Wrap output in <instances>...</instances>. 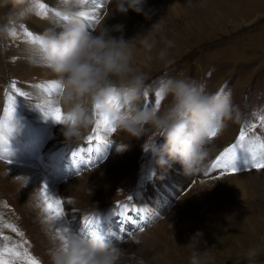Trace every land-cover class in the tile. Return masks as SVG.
<instances>
[{
  "label": "rangeland",
  "instance_id": "374dc122",
  "mask_svg": "<svg viewBox=\"0 0 264 264\" xmlns=\"http://www.w3.org/2000/svg\"><path fill=\"white\" fill-rule=\"evenodd\" d=\"M70 1L71 0H67L65 3L63 0H48V4L49 7L54 6L56 10L61 11L60 8L70 6ZM40 2H44V0H40ZM151 5L152 4L145 3L144 9H148ZM179 7L181 8V6ZM36 11L37 10H35V13L30 18L19 21L13 25V29L17 32L15 37L8 36L0 38V107L2 99L4 100L3 109L2 107L0 108V119H4L3 110L8 103L5 92L10 83L15 80L18 88L31 95V100L26 97L17 98L16 107H18V109L17 112L16 110L14 111L13 115L18 122V126H20L19 121L28 122L31 120L43 129L54 131L56 134H54L49 141L51 144L60 141L65 143L85 142L87 136L91 134V129L95 126L94 117V123L89 126L79 138L66 140L62 132V125L54 123L51 119H45L41 110L36 107L37 102L40 100L33 92V90L36 89L34 85L46 81H40L41 79L38 78L23 80L19 77L18 68H21L22 62L26 60L24 57L17 54L16 51H20V48L23 46H34V44L28 42L27 37L24 35V29L27 28L33 31L34 34L41 35L46 29L42 31L38 30L36 28L37 26L30 22L31 18H36L42 22V20H47L54 16L51 12H49L46 17L42 15L37 16ZM155 11L158 18L163 17L162 10L159 7ZM13 12L14 8L10 2L5 3L4 0H0V24L8 23ZM218 12L221 13L223 17L216 14ZM107 13L114 14V17L122 24L129 22L132 17H138V14L131 10L125 13L117 11L115 0H107V4L102 9L100 17L105 16ZM148 13L149 12H147V14ZM172 15H174L172 21L170 22L169 20V24L164 26L163 29L165 31L161 33L162 35L160 38L154 40L155 43L151 52H146L145 50L140 53L135 52L137 66L148 73V83L153 87H155L163 77L183 76L198 84H203L208 91L213 93H216L221 86H223L226 91H230L232 103L239 110L241 119L239 122H227L226 127L223 128L216 137L210 139V143L213 140L221 141L222 145L217 148L218 152L215 154V156H217L225 147L236 139L245 122L249 125L256 124L257 128L264 130V127H262L264 126V0H205L200 6L187 4L183 10L180 9L177 13H172ZM51 19L53 23H57L59 18L54 16V18ZM102 21L103 19L100 18L99 24L93 23L91 30H95ZM81 22L84 23L85 26L88 23L84 20ZM59 24L60 23H58L57 27L58 30L61 25ZM172 27L173 29H171ZM144 29L142 33L147 30V28ZM139 47L143 48V45L140 44ZM161 53L164 54L163 58H161ZM52 79L55 78L45 80ZM39 91L44 94L42 90ZM44 95V102H46L48 97L46 94ZM60 95L61 93H54L53 99L58 100ZM153 96L154 94H150V97ZM60 106L63 108L62 105ZM248 130L250 134L256 131V129L252 128ZM150 137L158 138L156 133L149 132L144 138L137 139L131 137L130 134L123 129L116 127V131L108 136L112 144L117 142L126 150L128 142H133L134 147L133 160L126 161V164H128L125 170H128L131 175L128 180L124 181L125 187L121 189L114 188V200L106 202L103 205L100 204V206L92 209H89L90 205H86L85 203L77 204V202H75V198L82 197L83 194H90L91 190L88 188L84 189L80 196L77 195L70 200H65L70 202L66 203V208L68 210H77V214L74 213L73 215L74 218L68 216L71 219H75L76 216H79L80 220H83L84 214L81 212L82 208L88 209L86 211L87 213H85V215L88 216L91 214L92 210L111 204L113 206L117 200L123 201L129 195H132L134 199L140 200V203L145 201L144 198H148L147 208L157 212L159 214L158 218H146L148 222L147 225V222L140 224V222L135 219L132 220L135 222V225L129 221H125L123 227L131 233L130 236L119 231L121 223L111 227L110 234H105L124 251V260L122 259L124 263L122 264H158V260L161 261L160 264H190V257L193 251L198 252L202 264H264V252H261L254 262L248 261L243 255V250L247 249L250 244L259 243L264 247V198L246 196L243 203H237L236 205V217L230 219L228 222L221 221L224 218L221 219L220 216H216V213L212 210L208 209L203 211L204 208L200 209L198 213H194L197 216H194L188 209L177 212L178 201L183 192L187 191L186 187L189 190L196 180L212 179V174L210 173L209 176L202 174L197 179H195L196 176H194L193 180L190 179L180 186V188L176 190L177 192L170 191L167 189L166 183L168 181L164 179V174L159 168L153 166L150 154H146L142 149L144 139L147 140ZM40 138L42 140L45 139L43 136ZM53 145H55V143ZM108 151L109 150L101 157H106ZM247 158L248 153L246 151L243 149L237 150V166L242 167ZM30 162L33 163L34 159ZM99 162H101V160ZM211 163L212 161L210 160L202 170L205 172L210 168L209 166H211ZM263 172L264 170L252 169L237 174L243 175V177H248L250 174L256 175V179L259 180V178L264 176ZM217 174H219L220 178L231 176L220 175V170H216V177ZM74 175L75 174H70L64 178L69 179ZM243 177V180L246 179ZM107 179L108 178L105 180ZM127 181L130 185H127ZM192 182L193 184H191ZM255 182L256 180L253 181V183ZM102 186L103 185L99 183L92 185V187L96 189L102 188ZM215 186L219 187L220 185ZM141 194L143 197H140ZM2 202L0 201V203ZM214 204L215 203H213V206ZM196 207H199V204L193 206V208ZM171 212H175V216L177 217L173 224L177 228L179 227V235L182 240V242L179 243L180 247L169 252L167 251L168 253L165 251L163 252L164 254L160 251L158 252L154 247H149L146 252L148 259L144 258L142 253L138 251L136 245L132 242V238L139 232L138 227H136L137 224L143 226L144 231L149 230L155 226V224L157 225L159 221L169 216ZM205 212L208 213L207 216L204 215ZM131 215L135 217L136 213H131ZM79 218L75 221L79 220ZM71 219L68 220L70 223H73L74 221ZM4 224H13L14 226L16 225L18 229H21V223L20 221H16V217L12 214L11 207L7 205L4 207L2 204L0 205V235L8 236L9 240L4 241L0 238V248H2L4 244H8L9 246L15 244L17 246L22 245V249H27L29 242L24 235L18 234L22 232V229L19 231L17 229V232H13L9 228L4 229ZM197 232H201L203 234L202 237L200 240L193 239L191 241V246H189L191 238ZM113 233L125 238L123 240H118L112 235ZM140 240L142 241V239H137L138 242H141ZM27 251L29 252V250ZM17 264H25V262L18 261Z\"/></svg>",
  "mask_w": 264,
  "mask_h": 264
},
{
  "label": "clouds",
  "instance_id": "9594fccd",
  "mask_svg": "<svg viewBox=\"0 0 264 264\" xmlns=\"http://www.w3.org/2000/svg\"><path fill=\"white\" fill-rule=\"evenodd\" d=\"M4 2H10L14 12L8 23L0 24V38L10 36L13 25L30 18L36 10L35 0ZM144 4L145 0H115L116 10L121 13L131 10L141 14ZM60 15L68 19L59 30L48 28L40 35L34 55L38 63L61 81L63 92L58 103L69 117L61 124L65 139L79 138L94 123V109L131 137L139 139L149 132L156 133L158 138L144 139L142 144L154 167L167 170L173 163H179L186 175L199 173L209 155V131L215 129L219 133L227 122L241 119L230 91L218 95L183 76L163 77L153 87L148 83V73L137 66L133 42L137 38L113 37L104 26L89 30L70 7L63 8ZM161 28L156 22L139 36L137 42L146 52H151L154 32ZM145 92L163 97L159 108L143 106ZM116 100L124 105L120 111L113 107L112 101ZM0 121L5 125L0 135L9 140L19 133L14 116ZM7 154L12 155L9 148ZM202 235L195 233L189 246ZM261 252L264 247L253 243L243 250V255L254 262ZM123 256L124 251L101 230L92 233L77 230L67 234L66 245L60 243L53 251L52 264H122ZM190 264H202L198 252L193 251Z\"/></svg>",
  "mask_w": 264,
  "mask_h": 264
},
{
  "label": "bare ground",
  "instance_id": "6f19581e",
  "mask_svg": "<svg viewBox=\"0 0 264 264\" xmlns=\"http://www.w3.org/2000/svg\"><path fill=\"white\" fill-rule=\"evenodd\" d=\"M177 1L145 0L146 4L152 5L148 9L143 8V12L141 14H138V17H132L130 18L129 22H126V24H122L114 17V14L107 13L105 16H103L104 18L100 17L103 19V21L97 28L104 26L105 28L109 29V33L113 37H122L125 40H132L134 38H137V40L133 42L136 43V52L140 53L144 50V48L139 47L140 43L137 42L139 40V36L146 34L153 24L159 22L162 26L161 30L154 32L153 39L155 40L160 38V36L162 35L161 33L165 31L163 28L166 24H169L168 21H172L174 17L172 13H177V11H179L180 9L183 10L187 4L200 6L205 2V0ZM70 3L71 4L69 7L75 13L77 11L91 12L90 4H80L77 2V0H71ZM179 6H181V8ZM158 7L162 10V18H158L156 14L155 10ZM62 9L63 8H60V10ZM147 12L149 13L147 14ZM216 14H219L223 17V15L219 12ZM183 16L185 17L184 14ZM51 18H54V16ZM51 18L42 20V22H40L36 18H31L30 22L37 26L36 28L41 31L53 27L58 30V23H53ZM80 21L83 20L80 19ZM59 23L62 24L63 21H60ZM144 28H147V30L142 33ZM171 29H173V27ZM34 47L35 45L23 46L22 48H20V51H16L17 54L24 57L26 60L22 62L21 68H18L19 77L23 80L38 78L41 79L40 81H48L45 79L50 78L58 79V76L54 74L50 69L36 61L34 55ZM33 92L40 100L37 102V104L39 105L41 103H44L45 95L42 94L39 89H35L33 90ZM6 139L8 141L7 145L0 142V153H2L3 147H8L9 150H11V145H17L19 147L13 137H9V140L6 137ZM48 145L50 147H44L43 150L36 151L37 156L47 162L45 168L39 169V159H34L33 163H31L30 161L22 162L19 160H9L10 163H8L7 160H0V201L4 202L0 203V205L3 204L4 207L6 205L11 207L12 214L16 217L17 222L20 221V227L22 230L18 229L17 227L16 228L18 229V231H22L24 237L29 242L27 250H29V253L33 257L38 259L41 264H52V253L59 247V244L61 243L54 231V224L52 222L46 221L44 219V214L41 211L39 201V187L41 186V184L43 183L47 185L50 194L59 196L64 200H70L72 197L77 195L80 196V194L83 193V190L88 188L89 190H91L90 194H83L82 197L75 198V202H77V204L85 203L86 205H90L89 209H92L100 206V204L103 205L106 202L114 200V188L121 189L125 187L124 181L128 180L131 175L128 170H125L128 164H126V161H132L134 157L133 142H128L126 150L123 149L121 144L116 142L112 144L108 149L109 151L106 153V157H101V162L98 161V163H96V167L92 169L88 168V170L83 171L79 175L75 174L69 179L62 177L57 181L52 179L50 180L45 174L46 168L56 167L55 161L56 155H58L57 153L53 152V146L51 142H49ZM221 145V141L218 140H213L211 143H209V155L204 161L203 168L210 160H214V158L216 157L215 154H217L218 152L217 148H219ZM117 148L121 150L118 151ZM15 150L16 149H14V151ZM15 156L16 155L14 153V156L12 157ZM160 171L165 176V178H163L168 181L166 183L167 189L172 192H177L176 190L179 189L180 186H182L190 179L193 180L194 176H196L195 179H197L200 175L204 174V171L201 170L197 174L186 175L179 163H173L167 170L160 169ZM24 176L28 177V179ZM217 177H219V174H217ZM242 177L243 175L234 174L229 177H221L222 179L220 177L218 179L207 178L203 180H196L194 181V184L192 182V187L189 190L186 187L187 191H184L182 196L180 197V200L178 201L177 212L188 209L194 216H197L195 214L198 213L200 209L204 208L203 211L209 209L214 211L216 213V216H220L221 219L224 218L223 220L220 219L221 221H230V219L236 217L235 212L237 203H243L246 196H254L256 198L258 196L264 198V176L259 178V180L256 179V175L252 174H250V176L248 177H243L246 178L244 180L242 179ZM106 178L108 179L105 180ZM254 180H256L255 183H253ZM98 183L103 185L102 188L96 189L92 187L93 184ZM128 184L129 183L127 181V185ZM214 184L220 186L216 187ZM140 197H143V195L141 194ZM144 199L145 201H143V203H145L143 207L147 208L148 198ZM213 203H215L214 206ZM198 204L199 207L193 208V206H196ZM87 210V208L81 209V212H83L84 214L83 218L86 216L85 213H87ZM68 215L74 218V213H72L70 210H68L67 214V218L70 220L71 218ZM204 215L207 216L208 213L205 212ZM78 218L79 216H76L73 221ZM176 218L177 217L175 216V212H171L169 216L159 221L157 225L155 224V226H153L149 230L137 232V235L132 238V242L136 245L138 251L142 253V256L144 258L148 259L146 252L148 251L149 247H154L158 250V252L160 251L162 253L165 251L169 252L175 250V248L178 249V247H180L179 243H181L182 240L179 235V227L177 228L173 224ZM147 224L148 222L146 223V225ZM137 239H142V241L140 240L141 242H138ZM142 243H145L146 245ZM160 262L161 261L158 260V264H160Z\"/></svg>",
  "mask_w": 264,
  "mask_h": 264
},
{
  "label": "snow or ice",
  "instance_id": "6c2138e0",
  "mask_svg": "<svg viewBox=\"0 0 264 264\" xmlns=\"http://www.w3.org/2000/svg\"><path fill=\"white\" fill-rule=\"evenodd\" d=\"M67 2V0H65ZM80 4H90L91 12L88 11H77L76 16L84 21H87L86 27L91 30L93 23H100L101 10L107 4V0H77ZM35 8L37 16H48L51 12L55 17H58L60 21H66L67 16L61 17L60 11L56 10L54 6L49 7L48 0L40 2V0H35ZM17 32L13 29L10 32V36L15 37ZM24 35L27 37L28 42L32 44H37L40 42V35L34 34L33 31L25 28ZM36 89L42 90L44 94L48 97L47 101L37 105L41 110L42 115L45 119H51L54 123L63 124L69 117L64 112L63 108L58 103V100L53 99V94H60L63 92L62 84L60 79H52L46 82L37 83L34 85ZM227 91L223 86L216 92L218 95H223ZM7 97V106L4 108V116L6 118H11L15 111L16 101L18 97H26L31 100V95L22 91L17 87V82L13 80L8 89L5 92ZM163 97L159 93L154 94L153 97H150L148 92H145L143 99L144 107H156L159 108ZM113 107L116 111H120L123 108L122 102L119 100L112 101ZM93 117L95 119V126L91 129V134L86 138V145L77 148L74 151H71V166L76 170L75 174L79 175L88 168L96 167V160L98 157H101L107 150V148L112 145V142L108 139V136L116 131V126L113 120L97 113L93 109ZM264 127V126H262ZM5 125L0 121V133L4 131ZM249 128L256 129L255 132L250 134ZM218 135L217 130L213 129L209 131L208 137L212 139ZM0 142L7 145L8 141L5 136L0 135ZM243 149L248 153V158L244 161L243 166L239 167L236 164L237 159V150ZM117 150H121L118 149ZM8 149L5 148L4 152L0 153V160L8 159ZM83 166V167H81ZM252 169L264 170V130L257 128L256 124L249 125L247 122L241 127L238 136L236 139L225 147L212 161L210 168L205 172V176H209L211 173V178L218 179L219 177L215 176L216 170H220L221 175H234L244 171H249ZM150 178V177H149ZM134 198L132 195L126 197L125 200H117L112 209V215L120 219L121 227L120 232H124L127 236H130L131 233L128 232L123 224L125 221H132L135 219L139 221L140 224L147 222L146 218H158L159 214L155 211H152L149 208L137 207L134 203ZM39 201L41 211L44 214V219L46 221L52 222L54 224V231L59 238L60 242L66 245V236L73 230L70 227V221L67 219L68 209L66 208V203H70L60 198L59 196H54L49 193L48 187L46 184H41L39 187ZM76 209H71L72 213H76ZM131 213H136V216L133 217ZM80 227L78 230L80 232H96L100 230V217L95 212L88 216H85L80 221ZM82 224V226H81ZM138 224V230L140 232L144 231V227ZM4 228H9L13 232H17L16 226L12 224H4ZM23 235L22 232L18 233ZM116 239L123 240L125 237L119 236L116 233L112 234ZM4 241H8L9 237L6 235H0ZM22 245L17 246L13 244L9 246L4 244L0 248V264H17L18 261H24L25 264H40V261L34 258L27 249H22Z\"/></svg>",
  "mask_w": 264,
  "mask_h": 264
}]
</instances>
